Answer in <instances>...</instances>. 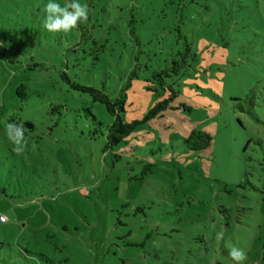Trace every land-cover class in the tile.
Listing matches in <instances>:
<instances>
[{"label": "rangeland", "instance_id": "374dc122", "mask_svg": "<svg viewBox=\"0 0 264 264\" xmlns=\"http://www.w3.org/2000/svg\"><path fill=\"white\" fill-rule=\"evenodd\" d=\"M69 1L0 0V264H235L232 246L264 264V0H79L87 22L47 31L44 7ZM181 35L199 62L171 105L190 110L105 151L74 110L113 118L62 73L126 94V121L143 119L167 97L153 75ZM12 114L34 127L20 154L3 128ZM193 129L208 149L186 150Z\"/></svg>", "mask_w": 264, "mask_h": 264}, {"label": "trees", "instance_id": "16d2710c", "mask_svg": "<svg viewBox=\"0 0 264 264\" xmlns=\"http://www.w3.org/2000/svg\"><path fill=\"white\" fill-rule=\"evenodd\" d=\"M70 2V1H69ZM132 23H135L133 20ZM131 34H135L134 28L131 30ZM181 37H183L181 35ZM185 38V49L183 51L177 52L174 58L166 63V66L160 71H156L153 75L157 84L166 91L167 97L156 103L145 115L143 119L126 121L125 112L127 106V95L121 94L117 98H112L105 87L98 88L92 85H84L77 80H72L70 75L66 72L62 73V79L75 91L87 94L93 103H99L105 107L107 112L113 118V121L109 124H105L100 121L98 117L94 114L91 107L83 106L74 111L78 112L79 118L84 119L90 123L91 130L89 132V138L95 140L100 137H106L105 151H112L118 147L121 143L126 142V140L135 133L138 128L150 121L155 119H160L165 116L168 110L176 111L180 108L190 110L186 105H180L179 107H174L171 104L179 95V87L181 85L180 81L186 76L191 75V69L196 66L199 62L198 56L195 51H193L192 43L186 37ZM96 43V42H94ZM130 87V84L128 85ZM124 90V89H123ZM30 94L28 92L27 86L21 84L16 88V96L21 100L20 107H16L18 111L23 109L24 103L28 102ZM69 107L62 104H54L53 113L59 114L62 118L65 113L69 112ZM82 112V113H81ZM5 115L0 107V117ZM6 125L10 122H15L24 125V134L26 131L34 129L28 128V125L18 117L17 114H12L9 118H6ZM59 121V119L57 120ZM4 125V124H3ZM6 125L3 126L6 129ZM212 144V136L199 129H193L184 139V146L189 152H202L208 149ZM117 158H120L117 156ZM1 222V220H0Z\"/></svg>", "mask_w": 264, "mask_h": 264}, {"label": "clouds", "instance_id": "9594fccd", "mask_svg": "<svg viewBox=\"0 0 264 264\" xmlns=\"http://www.w3.org/2000/svg\"><path fill=\"white\" fill-rule=\"evenodd\" d=\"M44 20L43 27L52 33H68L77 28L81 22H87L89 11L87 5H82L79 0H70L65 6H61L55 2H49L43 9ZM6 136L14 145L13 151L17 154L23 152L26 147L24 125L10 122L6 125ZM216 239H223L222 233L216 234ZM229 256L235 264H243L247 259L246 252L236 246L229 249Z\"/></svg>", "mask_w": 264, "mask_h": 264}, {"label": "built area", "instance_id": "2783aa9c", "mask_svg": "<svg viewBox=\"0 0 264 264\" xmlns=\"http://www.w3.org/2000/svg\"><path fill=\"white\" fill-rule=\"evenodd\" d=\"M0 220L3 221V222L8 221L7 217H5V216H3V215H1Z\"/></svg>", "mask_w": 264, "mask_h": 264}, {"label": "water", "instance_id": "95a60500", "mask_svg": "<svg viewBox=\"0 0 264 264\" xmlns=\"http://www.w3.org/2000/svg\"><path fill=\"white\" fill-rule=\"evenodd\" d=\"M29 128H32V126H30Z\"/></svg>", "mask_w": 264, "mask_h": 264}]
</instances>
